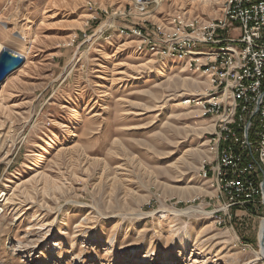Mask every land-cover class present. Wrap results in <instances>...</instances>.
<instances>
[{"label": "rangeland", "instance_id": "obj_1", "mask_svg": "<svg viewBox=\"0 0 264 264\" xmlns=\"http://www.w3.org/2000/svg\"><path fill=\"white\" fill-rule=\"evenodd\" d=\"M203 1L0 0V46L25 56L0 84V264H264V205L219 196L215 118L185 104L206 78L120 33L221 15Z\"/></svg>", "mask_w": 264, "mask_h": 264}, {"label": "built area", "instance_id": "obj_2", "mask_svg": "<svg viewBox=\"0 0 264 264\" xmlns=\"http://www.w3.org/2000/svg\"><path fill=\"white\" fill-rule=\"evenodd\" d=\"M166 0H130L141 15ZM161 26L135 23L138 49L184 60L208 86L186 106L215 118L211 153L219 196L230 206L264 205V0H225L218 17L175 12ZM188 102V103H187ZM205 177L208 171H204Z\"/></svg>", "mask_w": 264, "mask_h": 264}, {"label": "bare ground", "instance_id": "obj_3", "mask_svg": "<svg viewBox=\"0 0 264 264\" xmlns=\"http://www.w3.org/2000/svg\"><path fill=\"white\" fill-rule=\"evenodd\" d=\"M210 1L211 0H204L203 2H205L206 4H208V3H210ZM2 50V48H1V46H0V51ZM172 61H177V60H172ZM176 64V63H175ZM179 64V63H178ZM172 65L170 64V63H165L162 67H160V69L158 70L159 72H158V76H160V75H164L169 69H171L170 67H171ZM149 67V66H148ZM157 78V77H156ZM185 79V87L187 88V86H188V78H184ZM192 81L191 82H189V84H192L193 86H197L199 89H202L201 87L203 86V84H206V86L208 85V83L207 82H198L196 79H191ZM182 89H185V88H183L182 87ZM187 90V89H186ZM167 102V101H166ZM185 103H186V101H185ZM188 103V102H187ZM117 172V171H116ZM117 174V178L119 179V173H116ZM121 178V177H120ZM130 181V180H129ZM6 209V208H5ZM194 208H191V210H193ZM159 215L158 216H156V217H160V218H165L166 216H167V211L166 210H160L159 211ZM63 225H68L67 223H64ZM182 235V234H181ZM45 238H44V240L45 241H48L47 243H48V246L49 247H51L52 246V248H51V250L53 251V252H55V250H56V245H54L53 243H49V239H51L52 237H51V234L50 233H46L45 235ZM61 236V235H60ZM185 237H184V239H182V238H180V240H179V244H180V247H181V249L182 250H184L186 247H187V245H188V243H187V241H188V234H187V231L185 230V235H184ZM92 237V236H91ZM98 237L99 236H94L93 238V240L92 241H98L99 239H98ZM77 238V237H76ZM69 239V238H68ZM111 244H115V239H112L111 241ZM259 242H260V249L258 250V251H256L255 253H256V259H255V261H257V260H264V220L262 221V226H261V230H260V233H259ZM62 243V242H61ZM20 244H22V243H20ZM60 245V244H59ZM179 246V245H178ZM15 247V246H14ZM12 249H14V248H12ZM15 250V249H14ZM12 251V250H11ZM19 251V250H18ZM15 252H17V251H15ZM59 256V255H58ZM32 259V258H31ZM30 261H32V260H30ZM197 261V260H196ZM35 262V261H34ZM164 262H166V261H164Z\"/></svg>", "mask_w": 264, "mask_h": 264}, {"label": "water", "instance_id": "obj_4", "mask_svg": "<svg viewBox=\"0 0 264 264\" xmlns=\"http://www.w3.org/2000/svg\"><path fill=\"white\" fill-rule=\"evenodd\" d=\"M25 63V56L8 47H3L0 51V84L8 75L18 70Z\"/></svg>", "mask_w": 264, "mask_h": 264}]
</instances>
